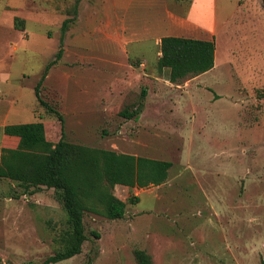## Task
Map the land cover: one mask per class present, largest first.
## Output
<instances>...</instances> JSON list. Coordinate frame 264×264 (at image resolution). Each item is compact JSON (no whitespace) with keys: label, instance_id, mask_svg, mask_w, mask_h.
Returning a JSON list of instances; mask_svg holds the SVG:
<instances>
[{"label":"rangeland","instance_id":"rangeland-1","mask_svg":"<svg viewBox=\"0 0 264 264\" xmlns=\"http://www.w3.org/2000/svg\"><path fill=\"white\" fill-rule=\"evenodd\" d=\"M75 1L0 0V83L21 72L25 87L37 85ZM196 3H78L50 67L71 78L63 90L55 77V85L42 82L41 99L62 115L68 142L172 166L159 187L112 189L125 203L122 219H106L96 197L84 200L82 252L56 264H136L135 249L152 264H264V99L256 98L264 90V2L214 0L209 27L189 22ZM203 3L211 0H198V11ZM164 36L213 37L216 68L203 85L145 79L158 65L153 43ZM159 66L156 76L167 80L168 66ZM40 109L57 128V117ZM19 114L20 124L40 117ZM12 185L0 182V264H41L61 249L65 208L48 189L16 197Z\"/></svg>","mask_w":264,"mask_h":264},{"label":"trees","instance_id":"trees-1","mask_svg":"<svg viewBox=\"0 0 264 264\" xmlns=\"http://www.w3.org/2000/svg\"><path fill=\"white\" fill-rule=\"evenodd\" d=\"M79 2L75 1L72 17L62 22L56 59L46 67L34 89L39 105L47 113L54 114L60 124L57 128L54 123L47 122L6 125L0 147V179L16 184V197L34 195L48 189L65 208L67 228L59 235L61 249L41 264H56L82 252V245L87 240L83 215L88 209L85 203L88 197H96L106 219H122L125 203L111 193L112 189L117 185L138 189L159 186L167 180L168 170L172 166L166 161L118 154L68 142L62 115L41 99L39 88L49 68L62 56L63 35L77 17ZM22 25V20L14 19L16 29H21ZM214 52L213 39L164 36L159 42L157 67L161 71L163 67L160 69L159 64L165 63L168 66L167 80L177 84L183 79L211 70L214 66ZM144 95L145 92L142 97ZM256 96L258 100L264 99V90L258 91ZM121 114L126 119L138 117L136 111H123ZM48 129L53 133V141L49 139L52 135ZM92 234L98 238L97 233ZM133 256L136 264H152L143 250L135 249Z\"/></svg>","mask_w":264,"mask_h":264},{"label":"crops","instance_id":"crops-1","mask_svg":"<svg viewBox=\"0 0 264 264\" xmlns=\"http://www.w3.org/2000/svg\"><path fill=\"white\" fill-rule=\"evenodd\" d=\"M212 2H214V0H211V3L209 5L207 4H202V11H198L201 10L200 8L197 9V4H198V0L197 3L194 4L193 8L191 9L189 16H188V20L191 24H196V25H200V26H210L211 24V18H209V11H210V7L212 5ZM213 36V35H212ZM178 37V36H176ZM213 37H210L208 39H202V40H212ZM194 39H201V38H194ZM77 42V43H76ZM159 42L155 41L154 47L155 49H157V53H156V61L158 60V58L160 57V53H159ZM128 43V42H127ZM110 45H112V42H109ZM74 45H79V40L74 41ZM61 62H58V64H61ZM141 66H143V64L141 63ZM216 68V50L214 52V66L211 70L200 74L198 76H195L193 78H189L188 83L193 84L195 87L199 86L200 84L203 85V79L210 75L214 69ZM55 68H50V70L48 71V73L46 74V77L43 81V86L48 85L51 81H54L53 78L55 77V80L57 81L58 85H61V88L63 90V87L66 85V83L68 82V79L71 78V75H69V73L67 74V72L65 71L64 67L63 68H59L57 71ZM11 71V70H10ZM164 73V70L159 71L158 67L156 69L150 70V71H146L145 73H151V76L148 77V75H145L147 77H145V79L148 82H154L157 80H162L163 82H166L168 84H171L168 80L164 79L163 77H158L156 76V74L158 73ZM25 83L26 81L24 80L23 75L21 74V72L17 73V75H15L14 77H11L10 72L7 74V76L5 78L2 79L1 83H0V147L3 144V128L6 125H11V124H20L19 119L21 117L20 114L18 115V113H24V114H35L38 115L41 112V106L39 105V103L37 102L36 96H35V91H34V87L36 84H34L33 86L30 87H25ZM54 85H55V81H54ZM173 85V84H171ZM16 105V109L13 110V107ZM40 106V107H39ZM13 114L16 115V118H12L13 122L11 121V117L13 116ZM14 117V116H13ZM33 122H43L45 123L46 120L44 119V116H42V114H40V117L36 118L35 120H31ZM3 180L5 179H0V182H3ZM7 182V181H6ZM16 185H12L13 188H15ZM159 187V186H156ZM2 194V190L0 192ZM42 193V192H39ZM34 195H31L30 197H36ZM24 196V195H22ZM6 197V196H5ZM29 213V212H28ZM20 217V216H19ZM21 225V223H20ZM73 258V257H72Z\"/></svg>","mask_w":264,"mask_h":264}]
</instances>
